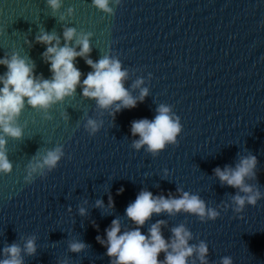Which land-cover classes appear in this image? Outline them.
<instances>
[{
    "label": "water",
    "instance_id": "1",
    "mask_svg": "<svg viewBox=\"0 0 264 264\" xmlns=\"http://www.w3.org/2000/svg\"><path fill=\"white\" fill-rule=\"evenodd\" d=\"M110 6L113 14L91 0H61L55 11L47 0H0V58L16 53L34 64L37 77L51 79L41 55L46 45L35 37L54 32L63 46V30L72 27L77 34L91 33L86 58L95 62L108 55L120 61L131 96L148 89L135 107H122L114 116L119 102L100 108L81 95L80 85L47 116L25 102L17 121L22 136L6 137L12 171L0 173V250L12 243L23 249L34 237L36 251H21L23 264H110L115 257L106 255L96 237L106 241L113 219L120 221L121 232L136 227L125 209L141 190L167 198L179 197V188L219 215L201 220L184 211L153 213L140 227L143 234L163 220L160 230L168 240L171 229L183 224L192 234L190 245L206 243L208 264H221L223 257L232 264H264V0H110ZM74 42L75 37L69 46ZM73 63L81 81L92 71L85 58ZM6 71L0 65V76ZM137 79L142 83L134 88ZM161 104L180 118L177 143L156 155L146 146L134 149L132 141L139 137L131 134V122L152 120ZM89 118L100 125L94 133L85 127ZM56 145L64 153L56 167L25 181L29 161ZM248 154L257 164L255 179L246 183L262 195L237 213L231 197L238 189L221 185L213 169L235 167ZM97 200L103 201L99 207ZM73 241L85 248L70 251ZM187 260L200 264L195 254Z\"/></svg>",
    "mask_w": 264,
    "mask_h": 264
},
{
    "label": "clouds",
    "instance_id": "2",
    "mask_svg": "<svg viewBox=\"0 0 264 264\" xmlns=\"http://www.w3.org/2000/svg\"><path fill=\"white\" fill-rule=\"evenodd\" d=\"M92 5L98 10L113 14L114 9L110 6V0H91ZM119 3V0H115ZM47 4L53 11L61 6V0H47ZM73 9H68L71 14ZM63 17H61L62 19ZM91 33H79L76 29L67 27L63 30V46L60 45V37L54 32L41 31L35 37L36 43L46 45L45 51L41 54L49 64L52 73L51 79L37 77L34 72V64L26 61L25 58L13 53L12 56L0 58V65H4L7 71L0 76V173L8 174L12 171V163L7 156V139L11 137L19 139L22 136V129L18 125V118L25 106L43 110L47 116V110L58 101L71 96L77 85L81 86V95L95 99L97 106L103 109L109 108L115 102V115L123 108H132L137 104V100H143L148 94L147 88L140 89L139 97H133L124 87L123 81L127 78V70H122L121 63L114 57L103 56L97 61L86 58L91 51L89 36ZM75 42L69 46V42ZM79 45V51L76 50ZM85 58V63L92 68L86 77L81 81V72L74 65L76 57ZM142 80L137 79L132 85L137 88ZM26 98V100H25ZM157 114L152 120L142 118L131 122L130 132L133 136L138 135V139L132 141V147L139 150L146 146L145 151L156 155L163 150L166 144H176L177 135L181 132L182 125L180 118L171 113L169 106L161 104L156 109ZM85 127L94 133L100 125L93 119L86 121ZM64 155L62 146L56 145L46 149L39 159L30 160L25 167V181H31L33 174L47 168L49 171L56 167L58 161ZM257 158L255 155L248 154L240 156L239 162L235 167L225 165L223 169L216 167L213 173L218 177L221 185H227L238 192L231 197L234 211L242 212L245 204L255 205L261 198V192L253 185L246 183V179H255ZM123 191L118 189L117 192ZM180 192L179 197L167 198L163 195L153 196L152 192L141 190L135 200L127 205L125 215L136 225L131 230L121 232V225L118 219L111 221L110 227L105 229L106 241L99 236L96 240L106 246V255L111 260L110 264H188L187 258L195 254L200 264H208V247L204 241L190 245L188 241L192 234L183 224L171 229V237L165 240L160 226L165 223L158 220L148 229V234L141 232L140 227L144 225L153 213L162 211L169 214L184 211L194 214L203 220L207 217L214 220L219 213L214 208L207 207L205 201L196 194H189L187 191ZM103 201L97 200L96 206L99 207ZM109 207L114 206L111 196H109ZM81 215L85 214V209L80 208ZM85 248L82 241H73L69 244V250L80 252ZM21 251L27 255H33L36 251L34 237L28 238L23 249L16 243L4 247L0 252L4 259H0V264H23ZM164 253V259H158L159 254ZM221 264H232L230 257H223Z\"/></svg>",
    "mask_w": 264,
    "mask_h": 264
}]
</instances>
